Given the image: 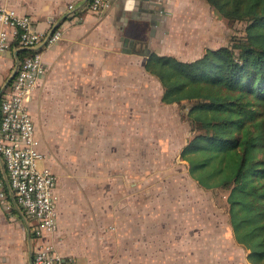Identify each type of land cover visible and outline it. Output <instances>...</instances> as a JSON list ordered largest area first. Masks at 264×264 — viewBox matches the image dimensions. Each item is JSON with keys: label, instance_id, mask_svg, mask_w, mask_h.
<instances>
[{"label": "crops", "instance_id": "obj_1", "mask_svg": "<svg viewBox=\"0 0 264 264\" xmlns=\"http://www.w3.org/2000/svg\"><path fill=\"white\" fill-rule=\"evenodd\" d=\"M0 5L31 16L42 32L63 30L44 51L47 71L28 102L43 165L58 179V229L34 238L25 218L7 216L0 205V264H32L34 250L48 242L73 264H253L235 237L227 192L203 187L188 166L177 164L188 141L172 131L183 121L180 105L162 101L163 86L146 69L151 52L188 61L219 46L190 59L177 53L194 44L187 33L197 22L192 8L225 25L211 6L205 0H112L96 13L90 0ZM2 29L11 44L0 51V97L21 51L12 28L0 21ZM180 30L185 43L177 42ZM172 108L178 120L170 118ZM46 141L70 154V144L94 141L98 149L105 143L111 166L98 162L72 198ZM82 155L74 151V158Z\"/></svg>", "mask_w": 264, "mask_h": 264}, {"label": "trees", "instance_id": "obj_2", "mask_svg": "<svg viewBox=\"0 0 264 264\" xmlns=\"http://www.w3.org/2000/svg\"><path fill=\"white\" fill-rule=\"evenodd\" d=\"M205 1L223 21L246 22L245 34L194 60L151 52L146 69L160 80L163 102L190 103L182 117L195 132L181 158L203 187L227 192L237 241L264 264V0ZM27 53L21 48L19 61Z\"/></svg>", "mask_w": 264, "mask_h": 264}, {"label": "built area", "instance_id": "obj_3", "mask_svg": "<svg viewBox=\"0 0 264 264\" xmlns=\"http://www.w3.org/2000/svg\"><path fill=\"white\" fill-rule=\"evenodd\" d=\"M112 0H90V9L102 13ZM73 6L72 4L70 5ZM0 21L12 28L20 49L28 53L16 66V74L0 97V205L7 216L23 217L30 234L40 238L58 229L56 173L46 165L39 149L36 124L28 102L39 80L46 74L44 51L63 36L62 28L42 32L27 14L0 5ZM11 37L0 30V51H6ZM54 243H42L33 252L32 264H73Z\"/></svg>", "mask_w": 264, "mask_h": 264}, {"label": "rangeland", "instance_id": "obj_4", "mask_svg": "<svg viewBox=\"0 0 264 264\" xmlns=\"http://www.w3.org/2000/svg\"><path fill=\"white\" fill-rule=\"evenodd\" d=\"M195 8V7H194ZM192 8V15L195 16L194 20L197 22L187 28V33L192 35V39H194V44L192 46H182L179 47L177 53L182 58H194L201 54L208 46L222 45L229 43L231 37L233 35L243 36L245 34L246 22L239 21L232 24H229L227 21H224L223 25L220 21L214 20L210 15H206L204 13H198L195 15V9ZM182 27H186L187 25L181 24ZM181 31V37L177 42L185 43V41H181V38L185 37ZM179 34V33H178ZM173 38H177L176 34H173ZM190 103H185L180 105L181 115L187 116L186 111L188 108H185L186 105ZM173 108L169 109L168 114H170V118L172 120H178L179 116H173L172 112ZM178 110V109H177ZM179 112V111H178ZM168 116V115H166ZM189 119V118H188ZM187 120V119H186ZM172 131L176 136L179 137L181 134L185 136L187 139H190L194 134V125L192 121L189 120L180 121L178 125H176ZM181 138V137H180ZM46 149L49 153H52L54 156V165L53 168L58 174V178L63 186L65 185L71 191L69 195L73 198V190L79 187V184L82 182H86L89 180L90 174H88L89 170L93 171L95 169L96 164L99 162L102 167L111 166V160L105 158L106 155V144L101 143L100 147H98V143L96 142H86V143H77L70 144L66 148H71L70 153L63 150L60 145L54 142L46 141ZM83 150L82 157L74 158V151L78 152ZM90 153L94 156L98 155V160L95 158H90ZM179 161H176L179 166H188L186 160L179 158ZM40 165H43V158L39 160ZM96 170V169H95ZM74 188V189H73ZM221 196V195H220Z\"/></svg>", "mask_w": 264, "mask_h": 264}, {"label": "water", "instance_id": "obj_5", "mask_svg": "<svg viewBox=\"0 0 264 264\" xmlns=\"http://www.w3.org/2000/svg\"><path fill=\"white\" fill-rule=\"evenodd\" d=\"M16 72H17V70L15 69L14 72H13V74L11 75V78H10L11 80L14 78Z\"/></svg>", "mask_w": 264, "mask_h": 264}]
</instances>
